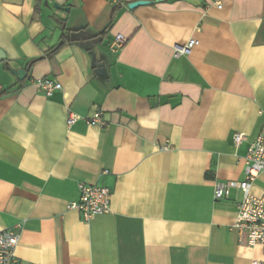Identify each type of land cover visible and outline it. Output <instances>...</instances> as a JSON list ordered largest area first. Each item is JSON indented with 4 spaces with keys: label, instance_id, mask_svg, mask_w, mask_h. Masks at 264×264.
<instances>
[{
    "label": "crops",
    "instance_id": "0c3cea01",
    "mask_svg": "<svg viewBox=\"0 0 264 264\" xmlns=\"http://www.w3.org/2000/svg\"><path fill=\"white\" fill-rule=\"evenodd\" d=\"M221 3L0 0V233L20 226L15 264L264 261L233 229L242 192L214 197L245 180L263 126L264 0ZM41 80L62 88L47 96ZM95 112L105 127L86 123ZM81 184L112 190L111 213L70 209Z\"/></svg>",
    "mask_w": 264,
    "mask_h": 264
},
{
    "label": "built area",
    "instance_id": "2783aa9c",
    "mask_svg": "<svg viewBox=\"0 0 264 264\" xmlns=\"http://www.w3.org/2000/svg\"><path fill=\"white\" fill-rule=\"evenodd\" d=\"M214 5L221 8V0H212ZM127 44V39L123 35H117L110 44L113 53H118ZM197 44L195 40L175 52L178 58L186 55ZM39 87L47 96L62 88L61 84L49 80L38 82ZM263 117V126L258 136L250 143L245 163V180L243 182H217L214 189L216 200L227 199L233 189L242 192V201L238 204L237 220L233 226L238 232L239 244L242 247L253 248L261 246L264 249V190L261 196L252 193L254 183L264 174V111L260 112ZM78 114L71 113L68 116V126L74 125L81 120ZM86 123L95 127H105L106 122L102 118L101 112H95L91 117L85 119ZM247 140L243 133H236L233 137L236 146ZM80 198L77 202L69 206L70 209L81 213L85 222H90L97 216L109 214L112 211L113 193L107 187L81 184ZM21 239L20 226L5 230L0 233V264H15L16 250ZM254 264H264L254 262Z\"/></svg>",
    "mask_w": 264,
    "mask_h": 264
},
{
    "label": "water",
    "instance_id": "95a60500",
    "mask_svg": "<svg viewBox=\"0 0 264 264\" xmlns=\"http://www.w3.org/2000/svg\"><path fill=\"white\" fill-rule=\"evenodd\" d=\"M150 2H147V1H137V2H134V3H131L129 4L128 8L130 10H133L139 6H143V5H146V4H149ZM0 59L1 60H4L5 59V54L4 52L0 49ZM13 73V75L19 80V81H24L25 79V76H26V72L23 71V70H19V71H14L12 70L11 71Z\"/></svg>",
    "mask_w": 264,
    "mask_h": 264
},
{
    "label": "trees",
    "instance_id": "16d2710c",
    "mask_svg": "<svg viewBox=\"0 0 264 264\" xmlns=\"http://www.w3.org/2000/svg\"><path fill=\"white\" fill-rule=\"evenodd\" d=\"M64 37H65V36H64ZM65 43H66V42L61 43V44L58 46V48L56 49V51H57L58 49H60L61 47H63V46L65 45ZM37 61H38V60H37ZM35 62H36V61L31 62V63L29 64V68L32 67V66L34 65ZM8 69H9V68H8ZM23 82H24V81H23ZM23 82H22V83H23ZM3 94H4V92H1V93H0V97H1Z\"/></svg>",
    "mask_w": 264,
    "mask_h": 264
}]
</instances>
